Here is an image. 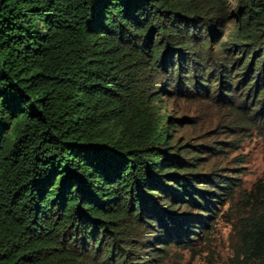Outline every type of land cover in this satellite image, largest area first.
I'll use <instances>...</instances> for the list:
<instances>
[{
    "label": "trees",
    "instance_id": "1",
    "mask_svg": "<svg viewBox=\"0 0 264 264\" xmlns=\"http://www.w3.org/2000/svg\"><path fill=\"white\" fill-rule=\"evenodd\" d=\"M173 83L264 125V0H0V264H163L210 234L239 184L176 152ZM241 199L226 264H264V175Z\"/></svg>",
    "mask_w": 264,
    "mask_h": 264
},
{
    "label": "rangeland",
    "instance_id": "2",
    "mask_svg": "<svg viewBox=\"0 0 264 264\" xmlns=\"http://www.w3.org/2000/svg\"><path fill=\"white\" fill-rule=\"evenodd\" d=\"M229 1L231 4L235 2ZM234 25L232 23L225 29L222 41H231L229 34ZM214 47L217 50L220 45ZM200 63L207 64L205 61L198 62V68L203 66ZM160 84L157 90L164 86L163 82ZM165 88L164 93H160L162 100L159 105L162 113L174 122L172 145L180 149L176 152L187 160L195 155L186 153L185 149L196 150L199 167L194 171L195 174L213 175L215 178L223 176L239 185L232 197L223 201L213 198L218 201L214 206L217 214L201 210L200 213L210 215L209 224L214 222L210 226V234L195 228L197 235L192 240L193 248L170 245L163 264H226L233 256L237 243L236 227L243 213L241 194L249 192L264 175V125L259 118V121L254 118L253 123L245 125V117L253 116L246 112L243 103L236 101L232 104L229 99L218 98L216 89L204 96L189 92L186 87H181L180 92L177 83ZM164 207L168 208L166 204ZM171 212L177 213L175 216L183 221L186 216H199V211L187 203L173 207ZM183 224L187 228V223ZM152 233L147 237L149 240H153L160 232L152 229Z\"/></svg>",
    "mask_w": 264,
    "mask_h": 264
}]
</instances>
